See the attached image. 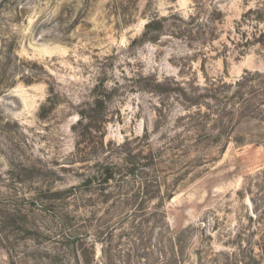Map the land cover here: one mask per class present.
Returning <instances> with one entry per match:
<instances>
[{"label":"rangeland","instance_id":"rangeland-1","mask_svg":"<svg viewBox=\"0 0 264 264\" xmlns=\"http://www.w3.org/2000/svg\"><path fill=\"white\" fill-rule=\"evenodd\" d=\"M261 13L0 0V264H264Z\"/></svg>","mask_w":264,"mask_h":264},{"label":"trees","instance_id":"trees-1","mask_svg":"<svg viewBox=\"0 0 264 264\" xmlns=\"http://www.w3.org/2000/svg\"><path fill=\"white\" fill-rule=\"evenodd\" d=\"M264 17V14H262L261 13V15H260V17ZM262 36L264 37V33L262 34ZM264 41V40H263ZM108 180H110V178H108L107 179V181ZM105 183H106V181H105ZM7 216H9V220H12L13 222H10V224H8V227H10V228H14V226H16L17 224L16 223H18V218H20L19 216H18V212H13L12 214H9V215H7ZM17 229L19 230V228H18V226H17ZM74 242H68V244H73ZM82 245V244H81ZM81 245H80V247H81ZM90 257V255L89 256H86L85 257V261H86V264H88V258Z\"/></svg>","mask_w":264,"mask_h":264}]
</instances>
